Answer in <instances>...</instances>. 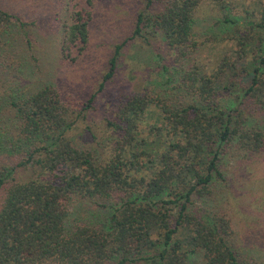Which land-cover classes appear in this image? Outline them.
Instances as JSON below:
<instances>
[{"label": "trees", "instance_id": "trees-1", "mask_svg": "<svg viewBox=\"0 0 264 264\" xmlns=\"http://www.w3.org/2000/svg\"><path fill=\"white\" fill-rule=\"evenodd\" d=\"M202 1L148 0L161 6L138 13L134 36L148 33L173 51L196 47ZM206 1L223 11L217 25L236 40L237 60L224 58L211 74L165 65L175 84L129 94L107 120L116 138L103 152L73 138L80 114L73 93L52 82L27 92L10 85L9 111L0 114V264H188L198 251L202 264H261L240 257L229 244L228 218L202 214L195 198L209 197L225 179L226 154L264 152V127L253 121L256 110L264 112V3L241 15L228 0ZM24 12L0 3L1 75L10 37L21 43L19 63L32 46ZM92 14L84 7L65 24V58L88 46ZM123 46L116 45L99 90L114 78ZM148 118L155 121L147 131ZM184 227L186 250L178 239Z\"/></svg>", "mask_w": 264, "mask_h": 264}, {"label": "rangeland", "instance_id": "rangeland-1", "mask_svg": "<svg viewBox=\"0 0 264 264\" xmlns=\"http://www.w3.org/2000/svg\"><path fill=\"white\" fill-rule=\"evenodd\" d=\"M21 1L0 0L11 9L14 5L16 8L21 5L33 24L29 28L33 43L24 53L25 62L24 58L21 60L24 63H19L17 56L21 43L12 37L7 41L11 49L3 66L5 74L0 72V114L9 111L7 96L11 93L10 85H18L20 91L27 92L35 86L52 82L79 100V118L71 131L75 141L102 152L116 138L107 120L116 119L120 103L129 94L167 89L175 84L172 82L175 74L168 79L170 72L166 71L165 65L169 69L171 65L178 66V70L182 66L188 69L198 67L211 74L224 58L237 60V42L217 25L224 13L211 1L203 0L196 12V47L191 42L176 51L148 33L134 36L138 13L157 10L161 6L159 2L149 7L148 0H92L91 6L87 0H25L29 5L20 4ZM228 1L234 8L232 12L241 15L260 11L264 3V0ZM84 7H90L93 13L89 44L81 54L74 50L73 60L67 59L61 50L62 29L72 21L75 11ZM211 35L210 42L206 41ZM117 44L124 46L118 57L116 74L99 90ZM93 93L96 97L88 105ZM255 112L254 124L264 127V112ZM153 119L146 120L147 131L148 123H154ZM222 169L225 179L215 184L209 197H196V206L207 216H226L232 227L229 244L233 250L240 257L264 264V152L251 157H236L228 153L222 160ZM142 173L149 176L148 170ZM80 206V210H86L88 205L83 203ZM190 233L184 227L178 235L183 250L190 249ZM187 262L202 264L203 251L189 253Z\"/></svg>", "mask_w": 264, "mask_h": 264}]
</instances>
